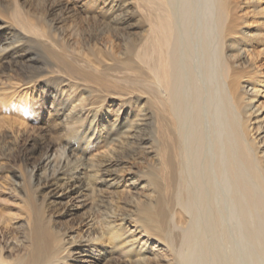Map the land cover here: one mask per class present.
Masks as SVG:
<instances>
[{"label":"rangeland","instance_id":"obj_1","mask_svg":"<svg viewBox=\"0 0 264 264\" xmlns=\"http://www.w3.org/2000/svg\"><path fill=\"white\" fill-rule=\"evenodd\" d=\"M236 1L238 16L253 3V0ZM137 2L0 0V49L4 48V52L0 50V66H7L8 70L0 74V256L3 259L20 261L28 256L29 245L21 246L17 241H23L22 230H28L35 217L55 235L63 237L69 232L73 236L68 227L91 217L100 220L104 212L118 227L125 224L124 229L136 228L138 214L152 205L163 213L160 220L168 235L180 239L187 228L189 220L181 221L179 202H175L168 188L162 160L167 145L165 113L153 102L152 82L149 89L142 85L150 77L149 81L153 80L151 74L149 77L137 63L144 45L151 39V24L141 18L144 9L151 12V5L145 1L143 8ZM257 16L261 21L258 36L247 37L243 42L252 40L254 48L250 53L260 56L258 64L264 65V21L261 15ZM35 24L44 32L43 38L30 32L29 28ZM241 27L245 28L240 25L241 34L236 37L243 35ZM148 33L150 38H146ZM53 62L67 68L70 65L75 80L71 82L66 75L51 78L43 74L37 87L28 85L22 75L25 65L40 67ZM235 63L239 88L241 85L246 91L264 90V83L251 78L252 73L242 64L243 60ZM240 79H244L242 83ZM40 92L43 96L39 99ZM239 92L244 94L242 90ZM250 94H244L248 97L246 102L251 103L245 104L255 109L256 101ZM158 116L165 118L162 124ZM259 120L262 117H252L250 136L254 145L257 143L256 153L264 161V124ZM34 143L37 156L55 146L56 164L63 162L65 155H74L72 163L81 166L82 173L72 192L59 187L64 183L61 180L74 176L76 170L62 173L59 182L48 188L44 185L45 171L31 178L32 168L23 167L20 153ZM65 192H71L69 198H58ZM67 211L69 215L65 217ZM8 228L18 229L14 234L17 239L11 237ZM123 241L128 243L125 238ZM126 248L134 253L139 247ZM128 250L118 253L114 249L107 264L131 261L132 257L124 255Z\"/></svg>","mask_w":264,"mask_h":264},{"label":"bare ground","instance_id":"obj_2","mask_svg":"<svg viewBox=\"0 0 264 264\" xmlns=\"http://www.w3.org/2000/svg\"><path fill=\"white\" fill-rule=\"evenodd\" d=\"M145 1L151 5V12L142 9L141 18L151 24V39L141 49L137 63L148 76L151 74L153 80L149 81V76L142 85L149 89L152 82L153 102L165 113L167 145L163 153L166 157L160 158L165 161L168 188L175 202H179L181 221L189 220L187 228L180 239L168 235L160 220L163 213L152 205L142 208L136 228L124 229L125 224L118 227L104 212L100 220L91 217L68 227L73 236L69 232L57 236L35 217L28 230H22L23 241H17L21 246L29 245L28 256L20 261H8L0 256V263L107 264L114 249L119 253L128 250L126 247L138 246L136 252L124 253L125 257H132L131 261L124 259L125 264H264V161L256 153L257 143L254 145L250 136L253 116L262 117L259 121L264 124V90L246 91L241 85L240 89L239 76L233 68L236 61L243 60L242 64L252 73L251 78L264 83V65L258 64L260 56L250 53L254 43L243 42L258 31L261 21L257 15L264 21V0H253L251 8H246L240 16L236 14L240 11L236 0H138L137 4L145 8ZM240 25H244L245 28L241 27L244 32L236 37ZM29 29L44 36L36 24ZM150 33L146 38H150ZM45 65H25L22 75L28 85L37 87L43 74L51 78L66 75L73 81L70 65L68 68L55 62ZM6 68L1 64L0 74ZM240 80L242 83L244 79ZM241 90L245 95L249 92L254 95L255 109L247 106L251 103L246 102L248 97ZM42 96V92L38 93L39 99ZM163 119L158 116L160 124ZM54 147L37 156L34 143L21 151V163L26 169L32 168L31 178L45 171L47 188L56 185L62 173L76 170L74 176L61 180L64 183L59 187L73 191L82 173L81 166L72 163L74 155H65L64 161L56 164ZM71 192L58 198H69ZM64 215L67 217L69 211ZM8 231L17 239L14 234L18 229ZM124 238L128 243H123ZM138 241L142 243L137 244Z\"/></svg>","mask_w":264,"mask_h":264}]
</instances>
